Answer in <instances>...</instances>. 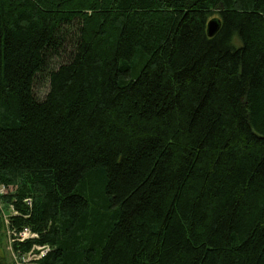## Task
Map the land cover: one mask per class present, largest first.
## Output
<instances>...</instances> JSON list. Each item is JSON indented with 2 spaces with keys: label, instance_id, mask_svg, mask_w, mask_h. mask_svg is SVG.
Here are the masks:
<instances>
[{
  "label": "trees",
  "instance_id": "1",
  "mask_svg": "<svg viewBox=\"0 0 264 264\" xmlns=\"http://www.w3.org/2000/svg\"><path fill=\"white\" fill-rule=\"evenodd\" d=\"M0 186L19 264H264V0H0Z\"/></svg>",
  "mask_w": 264,
  "mask_h": 264
},
{
  "label": "rangeland",
  "instance_id": "2",
  "mask_svg": "<svg viewBox=\"0 0 264 264\" xmlns=\"http://www.w3.org/2000/svg\"><path fill=\"white\" fill-rule=\"evenodd\" d=\"M47 91V87H44V89H42V93H46ZM1 190V188H0ZM11 191L9 190L8 193H10ZM7 193V194H8ZM5 195V194H4ZM3 208L5 210V214L8 216L9 212L12 211V209L6 207L5 205H3ZM12 240L9 236V234L6 232L5 229L0 228V261L3 264H19V259L14 255L13 251H12ZM35 257V255L29 254L27 257H25V261H30Z\"/></svg>",
  "mask_w": 264,
  "mask_h": 264
},
{
  "label": "water",
  "instance_id": "3",
  "mask_svg": "<svg viewBox=\"0 0 264 264\" xmlns=\"http://www.w3.org/2000/svg\"><path fill=\"white\" fill-rule=\"evenodd\" d=\"M222 21L220 19L214 18L207 22V35L209 38H213L220 31Z\"/></svg>",
  "mask_w": 264,
  "mask_h": 264
},
{
  "label": "built area",
  "instance_id": "4",
  "mask_svg": "<svg viewBox=\"0 0 264 264\" xmlns=\"http://www.w3.org/2000/svg\"><path fill=\"white\" fill-rule=\"evenodd\" d=\"M0 188H1L0 195L7 194L9 190L12 191L13 189L11 187H6V186H0ZM35 237L36 235L33 234L29 229H25L22 233H20L19 240L24 241L26 239L35 238Z\"/></svg>",
  "mask_w": 264,
  "mask_h": 264
}]
</instances>
